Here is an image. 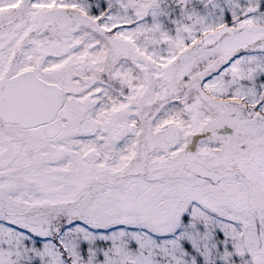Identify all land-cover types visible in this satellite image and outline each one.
Returning <instances> with one entry per match:
<instances>
[{"label":"snow or ice","instance_id":"6c2138e0","mask_svg":"<svg viewBox=\"0 0 264 264\" xmlns=\"http://www.w3.org/2000/svg\"><path fill=\"white\" fill-rule=\"evenodd\" d=\"M0 264H264V0H0Z\"/></svg>","mask_w":264,"mask_h":264}]
</instances>
